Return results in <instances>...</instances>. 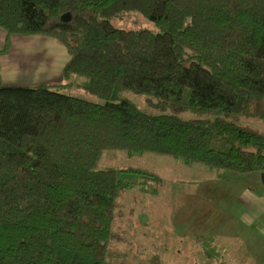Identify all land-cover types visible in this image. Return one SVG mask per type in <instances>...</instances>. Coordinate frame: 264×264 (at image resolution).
I'll list each match as a JSON object with an SVG mask.
<instances>
[{
  "label": "trees",
  "instance_id": "16d2710c",
  "mask_svg": "<svg viewBox=\"0 0 264 264\" xmlns=\"http://www.w3.org/2000/svg\"><path fill=\"white\" fill-rule=\"evenodd\" d=\"M130 11L158 30L112 25ZM0 28L1 53L12 35L58 41L63 78H83L75 85L104 101L56 90L69 82L0 85V264H112L118 199L161 178L95 169L105 150L264 173V131L240 123L264 122V0H0ZM197 238L200 264H230L215 228Z\"/></svg>",
  "mask_w": 264,
  "mask_h": 264
},
{
  "label": "rangeland",
  "instance_id": "374dc122",
  "mask_svg": "<svg viewBox=\"0 0 264 264\" xmlns=\"http://www.w3.org/2000/svg\"><path fill=\"white\" fill-rule=\"evenodd\" d=\"M110 21L113 26L121 29L158 30L154 21L137 11L126 12ZM45 39L56 47L55 61L58 62V68L55 81L50 80L51 75L46 73L40 75V78L49 79L44 83L51 82L58 85L72 83V85L57 86L56 90L90 102L103 103L104 101L99 97L86 93L75 85L83 81V78L77 76H71L68 80L63 78L61 66L69 55L58 41L48 37ZM40 58L42 62L46 59L45 56ZM122 96L133 101L146 112L170 113L169 110L162 111L147 104L144 95L124 91ZM179 116L194 117L190 112L180 113ZM240 123L264 131V122L258 119L241 117ZM118 167H139L154 171L160 176L161 182L147 181L143 185L137 183L122 192L118 199L109 243L114 255L113 260L111 259L112 264L116 261L120 264H200L202 256L199 252L200 242L197 235H208L213 228L216 230L215 242L220 244L222 229L226 228V224H222L223 220H221L225 216L223 210L229 206L233 193L231 188L220 179L216 181L205 179L208 178L207 175L200 173L208 171L206 167L201 164H186L180 159L166 155L146 152L129 156L121 150H105L95 169ZM228 172L243 177L244 181L248 182H251L252 178L263 180L260 172L246 174ZM206 212H210V216L206 221L198 222ZM243 227L247 231L254 228V226ZM244 246L249 248L251 244ZM193 256H195L194 261H192Z\"/></svg>",
  "mask_w": 264,
  "mask_h": 264
},
{
  "label": "crops",
  "instance_id": "0c3cea01",
  "mask_svg": "<svg viewBox=\"0 0 264 264\" xmlns=\"http://www.w3.org/2000/svg\"><path fill=\"white\" fill-rule=\"evenodd\" d=\"M5 38L6 32L0 28V50L4 46ZM45 38L47 37L37 34L10 37L8 51L0 52V85L46 84L44 81L49 79L40 78L44 73L51 75L50 80H56L58 68V62L55 61L56 47ZM40 56L46 57L44 62ZM68 58L63 61L61 69ZM207 170L200 173L207 175L208 178L205 179L209 181L220 179L233 193L229 206L223 210L225 216L221 218L226 228L222 229L220 244H215L226 251L223 256L230 264H264V180L252 178L251 182L247 180L245 182L243 177L223 169ZM240 224L254 228L245 231ZM248 243L251 244L249 248L244 246ZM194 260L195 256L192 261Z\"/></svg>",
  "mask_w": 264,
  "mask_h": 264
},
{
  "label": "water",
  "instance_id": "95a60500",
  "mask_svg": "<svg viewBox=\"0 0 264 264\" xmlns=\"http://www.w3.org/2000/svg\"><path fill=\"white\" fill-rule=\"evenodd\" d=\"M64 19H67V18L64 17ZM262 179L264 180V173H262Z\"/></svg>",
  "mask_w": 264,
  "mask_h": 264
}]
</instances>
